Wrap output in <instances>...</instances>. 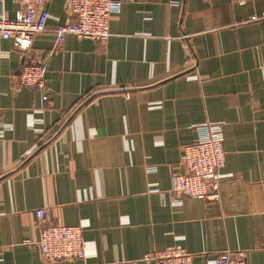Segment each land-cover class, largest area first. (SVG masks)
I'll use <instances>...</instances> for the list:
<instances>
[{
	"label": "crops",
	"instance_id": "obj_1",
	"mask_svg": "<svg viewBox=\"0 0 264 264\" xmlns=\"http://www.w3.org/2000/svg\"><path fill=\"white\" fill-rule=\"evenodd\" d=\"M45 6L29 51L0 40V264H155L170 246L194 264L239 250L264 264V0H124L107 41H58L67 0ZM38 57L47 99L19 83ZM213 121L220 197L175 202L182 149ZM41 208L82 227L84 259L43 257Z\"/></svg>",
	"mask_w": 264,
	"mask_h": 264
},
{
	"label": "built area",
	"instance_id": "obj_2",
	"mask_svg": "<svg viewBox=\"0 0 264 264\" xmlns=\"http://www.w3.org/2000/svg\"><path fill=\"white\" fill-rule=\"evenodd\" d=\"M19 9L14 17L6 14L4 0H0V40L10 39L23 51H29L35 36L47 29L48 0H13ZM124 0H67L73 19L57 26V39L63 41L68 34L79 38L107 41L110 38V19L120 12ZM264 18L254 15L252 19ZM47 63L38 57L26 64L20 75L23 86L38 87L48 98L46 84ZM222 123L213 121L199 127L196 141L182 149V169L173 173L170 190L180 202L182 196L207 200L220 197L219 171L225 164ZM40 236L39 245L47 259H84L85 239L80 225L51 223L44 209L37 210ZM155 264H194L193 255L183 247L170 246L149 253ZM246 252H222L215 264H248Z\"/></svg>",
	"mask_w": 264,
	"mask_h": 264
}]
</instances>
